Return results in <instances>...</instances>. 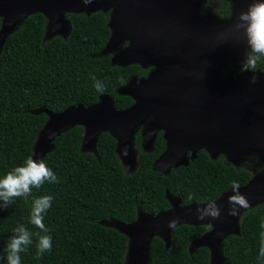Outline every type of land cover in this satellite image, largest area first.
<instances>
[{
	"label": "trees",
	"instance_id": "16d2710c",
	"mask_svg": "<svg viewBox=\"0 0 264 264\" xmlns=\"http://www.w3.org/2000/svg\"><path fill=\"white\" fill-rule=\"evenodd\" d=\"M66 17L72 25L67 40L56 37L45 42L48 19L33 13L0 47V178L23 166L29 156L33 158L49 121L47 112L88 108L105 95L113 97L116 109L126 110L135 101L117 90L133 76H147L150 71L138 64L114 65L112 56L105 54L113 33L109 12L69 13ZM2 26L0 17V31ZM257 69L264 72V62ZM240 74L237 65L229 64L222 71L223 77ZM92 76L103 83V92L97 91ZM84 138L82 126L58 137L44 160L59 183L45 182L41 188H33L29 198H15L0 211V264H7L6 245L21 224L33 233V243L20 254L21 264H124L129 239L103 221L135 223L139 212L157 215L171 210V198L178 199L181 207L216 202L233 190L234 181L243 187L252 179L247 170L215 161L205 150L189 166L173 169L168 175L155 171L154 163L166 149L163 133L153 152L140 154L137 172L126 175L117 155L118 140L111 133L99 136L96 153L83 151ZM45 195L53 197L44 215L52 250L37 260L35 234L40 230L29 217L33 198ZM262 224L264 203L250 208L240 233L223 242L225 264H264L260 256ZM209 232L208 225L182 224L173 229L169 246L157 236L151 245L150 264H210L209 247L190 251Z\"/></svg>",
	"mask_w": 264,
	"mask_h": 264
},
{
	"label": "water",
	"instance_id": "95a60500",
	"mask_svg": "<svg viewBox=\"0 0 264 264\" xmlns=\"http://www.w3.org/2000/svg\"><path fill=\"white\" fill-rule=\"evenodd\" d=\"M203 1L93 0L86 5L83 0H0L3 19L0 47L17 25L33 13L47 17L53 35L67 33L69 28L72 31L66 14L92 15L89 14L92 10L108 12L116 7L118 10L109 24L113 36L105 54L129 40L130 47L112 58L114 65L140 64L145 69L157 66L150 78L139 75L118 89L120 95L137 101L129 109H116L113 97L105 95L88 108L72 107L60 114L47 112L49 121L37 140L33 159H45L58 137L82 126L83 148L96 153L99 136L108 132L118 140L117 153L122 159L135 163L133 145L137 127L155 116L143 137L145 150L152 151L160 129L166 131L167 149L153 167L157 172L168 175L173 169L189 166L206 146H210L212 154L227 149L237 162L244 153H258L264 163V72L257 75L256 81H252L251 72L222 76L231 62L243 61L244 45L220 34L247 9L251 0H232L236 4L234 21H220L214 16L200 18ZM239 191L248 199L250 208L264 203V171ZM233 194L231 190L216 201L222 209L217 220L197 219V208L207 204L181 207L178 199L171 198L172 209L167 212L157 215L139 212L135 223L114 222L123 227L118 230L129 239L126 253L129 263L150 264L153 240L160 236L169 246L173 229L168 223L179 218L177 227L211 223L215 230L192 246L207 245L211 250L210 264H225L223 242L233 233H240L236 216L228 215V199Z\"/></svg>",
	"mask_w": 264,
	"mask_h": 264
},
{
	"label": "clouds",
	"instance_id": "9594fccd",
	"mask_svg": "<svg viewBox=\"0 0 264 264\" xmlns=\"http://www.w3.org/2000/svg\"><path fill=\"white\" fill-rule=\"evenodd\" d=\"M91 4L93 0H83ZM225 39H230L237 44L244 45V59L240 71L246 73L255 71L264 62V0H251L246 10H242L236 21L220 34ZM97 91L103 92V83L95 76L91 77ZM54 135V134H53ZM124 154L127 155V149ZM59 183L57 175L49 168L44 159H33L29 156L23 166L15 167L3 178H0V211H3L12 204L15 198L27 199L32 196V189H39L45 183ZM234 194L228 199L229 216H238L240 209H249L248 199L239 191L240 184L232 183ZM192 197L189 196V199ZM53 197L50 195L33 198L29 221L40 231L37 236L36 256L39 260L45 252L52 250V236L50 229L44 223V215L51 208ZM238 206V207H237ZM221 207L215 202H209L206 206L197 208V219L205 221L208 218L217 220L221 218ZM180 223L179 218L168 223V227L175 229ZM209 229L212 224L208 223ZM264 227V224L261 225ZM43 233V235H41ZM218 235H222L218 233ZM33 233L23 224L14 229V234L9 238L5 251L7 253V264H21V253L26 252L33 243ZM260 256L264 257V232L261 233Z\"/></svg>",
	"mask_w": 264,
	"mask_h": 264
},
{
	"label": "rangeland",
	"instance_id": "374dc122",
	"mask_svg": "<svg viewBox=\"0 0 264 264\" xmlns=\"http://www.w3.org/2000/svg\"><path fill=\"white\" fill-rule=\"evenodd\" d=\"M217 6L218 5H217L215 0H209L204 4L203 10L205 11V13L209 12V13H212L215 15V13L217 11ZM117 10H118V8H115V12ZM96 12H99V10H92V11H90L89 14H93ZM83 13L88 14L87 12H83ZM113 17H114V15L112 16V20H113ZM25 20L26 19H23L17 25L15 30H17ZM67 22H69V19L67 20ZM51 29H52V25H50V22L48 21L47 26H46L45 42H50L56 37H60L64 40H67L70 36V33H71V28H69V31L67 33H57V34L51 35L50 34ZM120 44H123V42L115 45L116 47L112 48L110 50V52H108L106 54L111 55L113 57V56L117 55L119 52H122L125 49V47L123 45H120ZM258 72H260V71H257V73ZM254 80L255 81L257 80V75L254 76ZM146 125H147V122L144 125H142L141 127H139L136 132L144 131ZM39 142H40V140H39ZM39 142H38V144H39ZM204 149L208 152V154L212 157L213 160H215V161L222 160L225 164H232L238 170H247L248 172H250L252 174V178H254L255 176H258L259 174H261L264 171V163L261 161V157L259 156L258 153H250V152L244 153L241 155V157L239 158V161L237 162V161H233L232 156L229 155L227 149L221 148L215 154H212L210 146H206ZM83 150L85 152H91V150H89V149L83 148ZM140 151H141V148H138V149L135 148V141H134L133 152L136 155V157L139 155ZM118 155H119V158L123 164L124 171H125L126 175L134 174L136 172V169L138 168V166L136 164L132 165L130 163L125 162L124 159H122L121 154L118 153ZM252 208H255V207H252ZM248 210L249 209H241L240 214L238 216H236L237 225L239 228L241 225V221H242L243 217L245 216V214L247 213ZM105 221L106 222L104 224L107 226L117 228L119 230L123 229L122 226H120L117 223H114L115 221H109V220H105ZM214 230H215V227L212 225L211 232H213ZM238 233L239 232L233 233V234L236 235ZM202 246H207V245H202ZM198 247H200V246L193 245L190 249L191 253H194L198 249ZM126 260L127 261L125 262V264H130L128 256H127Z\"/></svg>",
	"mask_w": 264,
	"mask_h": 264
},
{
	"label": "flooded vegetation",
	"instance_id": "af4514ba",
	"mask_svg": "<svg viewBox=\"0 0 264 264\" xmlns=\"http://www.w3.org/2000/svg\"><path fill=\"white\" fill-rule=\"evenodd\" d=\"M207 1H209V0H204L203 1V3H202V6H201V10H200V18H207V17H209V16H214V17H216L218 20H220V21H228V20H235V16H236V13H235V8H236V4L232 1V0H215L216 1V3H217V11H216V13H215V15L214 14H212V13H209V12H207V13H205V11L203 10V7H204V4L207 2ZM115 8L116 7H114V8H111L108 12H109V14H110V22L112 21V16L113 15H115ZM96 13H98V12H96ZM93 14H95V13H93ZM68 19V18H67ZM70 20V19H69ZM112 36H113V33H112ZM126 43H128V45H126ZM130 44H131V41H129V40H127V41H123V44H120V45H123L124 47H125V49L124 50H126L127 48H129L130 47ZM123 50V51H124ZM113 57H115V56H113ZM112 57V58H113ZM241 64H242V61L241 62H236V61H233V62H231L230 63V65H237V66H240L241 67ZM138 65H140V64H138ZM141 67H142V65H141ZM143 68V67H142ZM143 69H145V68H143ZM146 69H150V71H149V73H148V75L147 76H144V75H141V74H139V75H141V76H143L144 78H146V79H148V78H150V74L155 70L156 71V69H157V66H150V67H148V68H146ZM145 69V70H146ZM257 71H260V72H258L257 73ZM249 72H251V79H252V81H255L254 80V76H256V75H258L259 73H263V71H261L260 69H257V70H255L254 72L253 71H249ZM257 73V74H256ZM139 75H136V76H133L131 79H129V81L125 84V85H127V84H129V83H132V81H133V78H135V77H137V76H139ZM241 75V74H240ZM229 76H231V77H235V76H233V75H229ZM236 76H239V75H236ZM124 85V86H125ZM118 91V90H117ZM118 93V92H117ZM119 94V93H118ZM120 95V94H119ZM122 96V95H121ZM128 97H130V96H128ZM132 98V97H131ZM134 101H135V103L134 104H136L137 103V101L134 99ZM133 104V105H134ZM132 105V106H133ZM131 106V107H132ZM130 107V108H131ZM129 109V108H128ZM155 120V116H151V117H149L144 123H142V124H140L138 127H137V129L139 128V127H141L142 125H144L146 122H147V125H146V127H145V129H144V131H141V132H136V134H135V139H134V141H135V148L136 149H138V148H141V151H140V153H139V155L137 156V162H135V163H132V165H137L138 166V168L136 169V172H137V170L139 169V156H140V154L142 153V152H145V153H151V152H153V150H154V148H155V144H156V141H157V139H158V136L161 134V133H163V139L165 140V133H166V131L163 129V128H161L160 129V131L158 132V134H157V136H156V140H155V142H154V147H153V150L152 151H146L145 150V148H144V137H143V134L145 133V131L147 130V128H148V126H149V124L150 123H152L153 121ZM137 131V130H136ZM141 135V142L138 144L137 143V136L138 135ZM165 142H166V149H167V141L165 140ZM133 148H134V145H133ZM166 149H165V151H166ZM165 151H164V153H165ZM201 151V150H200ZM199 151V152H200ZM206 151V150H205ZM207 152V151H206ZM163 153V154H164ZM162 154V155H163ZM117 155H118V153H117ZM161 155V156H162ZM160 156V157H161ZM118 157H119V155H118ZM189 157H191V153L189 154ZM120 159V158H119ZM120 162H121V160H120ZM156 163V162H155ZM154 163V164H155ZM131 164V163H130ZM121 165H122V167H123V164H122V162H121ZM154 167V166H153ZM124 168V167H123ZM135 172V173H136Z\"/></svg>",
	"mask_w": 264,
	"mask_h": 264
}]
</instances>
